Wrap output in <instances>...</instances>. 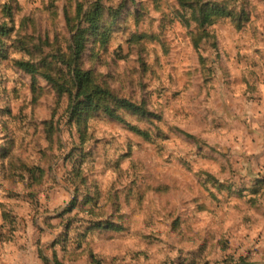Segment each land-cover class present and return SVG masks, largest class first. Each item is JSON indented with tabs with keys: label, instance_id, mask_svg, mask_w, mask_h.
I'll return each instance as SVG.
<instances>
[{
	"label": "clouds",
	"instance_id": "obj_1",
	"mask_svg": "<svg viewBox=\"0 0 264 264\" xmlns=\"http://www.w3.org/2000/svg\"><path fill=\"white\" fill-rule=\"evenodd\" d=\"M5 2L0 0V4ZM47 2L37 0L33 6L40 9L37 16L48 15L43 11ZM57 2L63 4L66 0ZM208 2L189 0L191 7L180 9L176 0H169L175 9L181 10L190 26L181 27L182 22L177 18L176 31L186 33L196 29L191 19L193 12ZM212 2L221 7L226 4L231 12L222 19L221 34H231L227 50L232 55L225 62L223 50L219 61L211 48L201 53L207 67L214 69L207 86H203L206 70L198 64L189 47L180 75L163 71L160 79L150 81L149 91L154 95L147 112L126 109L119 99H109L112 115L101 111L88 121L83 145L79 142V125L76 120L69 124L66 112L70 104L74 109L75 101L65 98L57 116L59 131L55 143L49 149L48 144L41 141L46 158L37 155L35 144L40 138L32 135L31 122L39 125V121L51 119L50 109L31 105L27 87L18 82L17 62L27 56L14 43L16 34L2 41L0 51L7 59H0V157H3L0 168L7 171L15 166L16 175L5 179L0 174V205L4 206L0 207V231L5 234L4 239H0V264H45L40 253L46 256L47 264H57V261L59 264H91L90 251L104 264H111L113 257L117 258L115 264H172L173 261L203 264V260L192 253L201 244L204 234L209 230L225 233L229 229H232L233 246L238 242L243 244L231 253L233 259L229 264H239L248 249H253V260L264 264V236H260L264 218L248 203L253 199L249 190L260 188L264 193V59L254 54L257 48L264 53V42H261L264 41V0ZM119 3L120 0H112L113 5ZM166 11L169 16L173 15V8ZM151 14L160 16L159 12ZM19 21L17 17V28ZM238 27L240 32H237ZM237 43L247 46L244 54L248 59L239 67L232 47ZM252 61L256 62V67L251 66ZM100 71L107 70L101 68ZM185 71L190 75H183ZM238 77L247 78V84L240 82L233 88L232 81ZM177 79L182 80L186 88L181 89L180 101L172 102L169 97L177 90ZM248 85H253L255 90L249 91ZM13 88L19 89V96ZM155 93H160L161 97ZM3 109H10L11 114ZM113 116H118L119 120H113ZM39 127L43 129V125ZM134 128L139 131H133ZM96 141L99 145L93 153ZM21 165L46 170L54 166V170L47 173L42 184L30 186V173ZM76 172L84 183L76 177ZM174 176L180 177L179 183ZM210 176L215 179H209ZM49 177H54L56 182ZM165 184L170 191L158 196V189ZM9 189L19 193L20 198H9ZM33 192L37 199H26ZM213 195L219 198L218 202L212 199ZM85 196L90 197L87 208L72 211L65 217L66 221L76 218L65 245L60 238L64 231L62 225L52 220L54 227H50L43 223V218L55 216L73 199H77L79 206ZM201 202L206 203L203 210L198 208ZM237 205L242 209L239 213L234 211ZM13 208L18 217H24L27 222L21 224L17 219L14 235L9 232L11 225L3 218V213ZM224 212L230 213L227 224H222ZM170 214L180 223V228L174 232ZM244 217L261 222L245 225ZM234 224L239 228H233ZM81 238L84 246L74 252ZM258 238L259 243H256ZM65 246L67 253L63 250ZM256 249L261 252L257 254ZM209 253L206 257L213 262L223 261L228 255L215 241Z\"/></svg>",
	"mask_w": 264,
	"mask_h": 264
},
{
	"label": "rangeland",
	"instance_id": "obj_2",
	"mask_svg": "<svg viewBox=\"0 0 264 264\" xmlns=\"http://www.w3.org/2000/svg\"><path fill=\"white\" fill-rule=\"evenodd\" d=\"M36 3L37 0H6L5 3L0 4V47H2L3 40L11 39L12 34L15 33L16 40L14 43L27 56V59L22 58L21 61H29L39 69L37 74H29L20 69L17 64L20 70L18 82L22 87H27L31 95L29 103L34 106L39 104L46 110L50 109L51 119L39 121V125H43V129L39 127L37 122H31L34 128L32 135L40 138L37 140L35 147L37 155L41 158L47 157L44 143H41V141L46 142L49 149L52 148L59 131L57 128V116L60 115L61 104L65 98L72 101L76 93V90H73L72 95L69 92L61 94L55 87V83L66 79L71 69L76 65H79L83 70L91 69L94 71L96 75L94 81L97 85L101 84L118 98L130 100L136 106L141 107L142 112H147L154 95L153 92L149 91L150 81L160 79V73L163 71L180 75L184 57L189 47L195 53L198 64L206 70L205 84L203 86H207L211 82V73L214 71V69L207 67L206 58L201 55L203 51L211 48L217 53L216 61H219L221 60L219 53L223 50L225 62L231 59L232 54L227 50V42L232 39L231 34H221L223 17L213 18L208 25L199 26L194 20V14H199L195 10L191 19L195 21L197 28L194 30L190 29L186 33H179L176 31L177 18L182 22L181 27L190 28L189 22L180 10L183 8L180 6V9H175L169 3V0H120L117 5H113L112 0H66L63 4L58 3L57 0H48L43 7V11L48 13L47 16L36 15V12L40 11V9L33 7ZM41 3H43V0H41ZM96 5H101L102 14L99 16L97 30L92 31L87 29L88 22L86 19ZM203 6L205 8H222L225 11V15H231V12L227 10L226 4L221 7L209 0ZM168 8H173L172 16H169L166 11ZM153 11L159 12L160 16H153L151 14ZM17 17H20L19 28H17ZM80 31L83 32V50L80 57L76 58L71 55L72 38ZM240 31L241 28L238 27L237 32ZM232 47L236 52V65L239 67L245 59H248L244 54V49L247 46L237 43L232 45ZM254 54L264 59V53H261L259 48L254 50ZM0 59H7V55L3 51H0ZM251 66L256 67V62L252 61ZM101 68H105L107 71L102 73L100 71ZM224 74H228L226 68ZM47 75L51 77V80L46 79ZM183 75L188 76L190 73L185 71ZM171 78L170 74L169 79L171 80ZM240 82L247 84V78L238 77L232 81V87L235 88ZM175 83L177 90L172 93L169 99L172 102H179L183 95L181 89L186 88V85L179 79ZM137 88L138 92L136 91ZM248 90L254 91L255 89L253 85H248ZM13 92L19 96V89L13 88ZM129 94H131V99H129ZM155 95L161 97L160 93H155ZM2 111L9 115L11 114L10 109H3ZM21 111H23V107ZM101 111L106 113L104 109L82 110L80 118L77 119L73 116L74 111L71 104L66 109L69 115V124L76 120L79 125L78 132L81 145L86 139L88 121ZM60 118L62 119L63 116L61 115ZM113 120H119V117L113 116ZM133 131H139V129L134 128ZM145 138L150 139L147 136ZM98 145L99 141H96L93 146V153L96 152ZM2 158L0 157V159ZM21 167L30 173L32 182L30 186L42 184L47 173L54 170V166H50L47 170L44 167L32 169H28L25 165H21ZM0 174L5 179H12L16 175L15 166L7 171L0 168ZM76 177L80 178L79 172H76ZM49 178L53 179V183L56 182L54 177ZM21 179H23L22 176ZM80 179L81 183L85 182L83 178ZM173 179H175L176 183L180 182V177L178 176H174ZM209 179L214 180L215 178L210 176ZM170 183L171 181H169ZM216 183L218 184L219 181H216ZM76 191L78 193L79 188ZM168 191H170V187L167 184L161 185L157 195L162 197ZM99 195V189L97 188V201ZM249 195L253 199L249 200L248 203L256 208L260 216L264 218V211H262L264 210V203H261L264 200V193L261 192L260 188H256L255 190H249ZM8 196L9 198H20V194L11 189L8 190ZM130 196L131 193H129ZM256 197H259V199H256ZM116 198L119 199V195ZM26 199L36 200L37 195L35 192L29 193ZM46 199L50 200L51 197H46ZM212 199L217 202L219 200L215 195L212 196ZM140 200H143V195H141ZM89 202L90 197L85 196L84 202L78 206L77 199H73L67 208L57 212L55 216L45 215L43 223L54 227L51 225V221L57 220L63 227L64 231L61 233L60 238L66 245L68 233L72 228L73 220L76 218L66 221L65 217L72 211H84ZM0 207L4 206L0 205ZM198 208L201 210L205 209L206 203H199ZM241 210L239 205L234 208L237 213ZM44 211L47 212V209L45 208ZM170 215L173 220L172 231L174 232L180 228V223L174 214ZM229 217L230 213L224 212L222 224H227ZM3 218L11 225L9 232L12 235L16 232L17 219L20 220L21 224L27 223L24 217H18L14 208L5 211ZM102 222L97 221L96 223ZM260 222L259 219L253 220L251 217L243 218V224L245 225L260 224ZM33 224L35 226L34 218ZM233 228L238 229L239 225L234 224ZM39 231L43 230L39 229ZM231 233L232 229L225 233L207 231L202 237L201 244L192 255L196 256L198 260H203V264H229L233 259L231 253L238 251L243 246L242 242H238L235 247L233 246ZM4 235L3 231H0V239H4ZM217 236H220L219 240L216 239ZM260 236H264V230H262ZM246 238L247 236H245ZM213 241H215V244L219 246L222 252L228 254L223 261L213 262L207 259L206 253L210 255L209 247L213 244ZM256 243H259V238ZM83 246V239L81 238L73 251L77 252ZM52 247H55V243ZM63 250L65 253L68 251L66 246ZM255 251L257 254L261 252L260 249ZM88 256L91 264H104L103 260L97 259L94 252L90 251ZM40 257L47 264V258L43 253H40ZM252 257L253 249H248L247 255L240 258L239 264H260L259 261L253 260ZM53 258L55 259L54 252ZM116 259V257H113L111 264H115ZM57 264H59V261H57ZM172 264H183V261H173Z\"/></svg>",
	"mask_w": 264,
	"mask_h": 264
},
{
	"label": "trees",
	"instance_id": "obj_3",
	"mask_svg": "<svg viewBox=\"0 0 264 264\" xmlns=\"http://www.w3.org/2000/svg\"><path fill=\"white\" fill-rule=\"evenodd\" d=\"M177 3L182 7H191L189 0H177ZM101 5H96L95 9L89 13L86 21L88 22L87 29L96 31L98 28L99 16L102 14ZM100 11V13H99ZM198 15H195V21L199 26L208 25L213 18H220L225 16V11L222 8H202L197 9ZM83 32H78L73 38V46L71 55L79 58L83 50ZM20 69L29 74H37L39 69L35 67L33 63L29 61H18ZM96 75L91 69L83 70L79 65H76L71 69L68 77L62 81L56 82L55 87L62 94L69 92L72 95V91L76 90L75 97L72 101H75V107L73 109V116L77 119L80 118V112L82 110H99L104 109L110 116L112 115L108 101L109 99H119L126 109H137L142 112V108L133 104L130 100L118 98L107 88L101 84L97 85L94 81ZM46 79L51 80V77L47 75ZM78 108V109H77Z\"/></svg>",
	"mask_w": 264,
	"mask_h": 264
}]
</instances>
